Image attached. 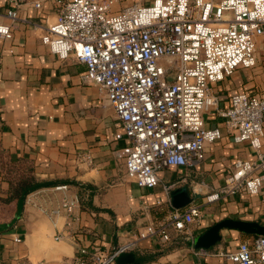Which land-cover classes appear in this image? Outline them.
<instances>
[{"label":"crops","instance_id":"1","mask_svg":"<svg viewBox=\"0 0 264 264\" xmlns=\"http://www.w3.org/2000/svg\"><path fill=\"white\" fill-rule=\"evenodd\" d=\"M152 1L124 0L113 11ZM36 2H42L40 8L34 7ZM7 8L8 3L0 0L4 24L9 23ZM56 18L53 3L23 0L12 38H0V225L15 217L17 190L24 183L31 179L69 182L66 191L57 190L64 186L58 184L25 197L13 228L0 233V264H73L81 248L111 254L119 245L134 241L146 226L166 221L176 210L171 193L182 187L195 197L192 203L202 207L201 225H190L189 235L171 231L172 241L167 244L158 238L139 240L128 252L134 256L133 264H231L218 254L237 250L239 243L252 236L222 230L221 239L210 248L194 247L193 242L225 219L264 225L259 197L236 195L206 202V194L218 190L237 159H254L252 149L234 143L222 128L223 137L208 147L206 161L161 170L158 184L151 189L129 182L121 151L124 142L116 140L115 112L102 104L96 85L82 79L85 65L74 55L60 60L42 43ZM245 80V72L236 71L212 86L221 107H227L235 93L254 91L243 84ZM216 124L214 119L207 121L208 127ZM262 143L264 151V139ZM196 188L202 189L198 196L193 193ZM66 195L78 201L75 214L79 220L70 226L63 213L50 217L40 210L56 207ZM58 234L66 237L56 241ZM17 236L21 243L14 242ZM201 250L206 254L201 255Z\"/></svg>","mask_w":264,"mask_h":264},{"label":"built area","instance_id":"2","mask_svg":"<svg viewBox=\"0 0 264 264\" xmlns=\"http://www.w3.org/2000/svg\"><path fill=\"white\" fill-rule=\"evenodd\" d=\"M5 1L9 23L0 22V38L10 40L23 0ZM42 1L57 9L42 43L60 60L74 55L85 65L82 79L96 85L102 104L115 112L116 140L124 142L128 180L151 189L161 170L206 161L208 147L222 139L224 128L234 143L252 149L254 159H237L218 190L206 194L207 204L246 195L259 197L264 205V94L235 93L228 106L221 107L212 87L240 69L257 66L258 39H264V0H153L120 11H113L118 0ZM214 116L222 122L208 127ZM57 190L66 191L67 186ZM201 191L196 188L193 193L198 196ZM77 207V199L66 195L56 207L40 210L50 217L63 213L70 226L79 220ZM203 218L202 207L192 203L160 225L146 226L134 241L111 254L78 249L73 264H115L139 240L170 243L171 231L189 235L190 225L200 226ZM65 237L58 234L55 240ZM14 242L22 239L17 236ZM218 255L231 264H264V237L252 236L237 250Z\"/></svg>","mask_w":264,"mask_h":264},{"label":"water","instance_id":"3","mask_svg":"<svg viewBox=\"0 0 264 264\" xmlns=\"http://www.w3.org/2000/svg\"><path fill=\"white\" fill-rule=\"evenodd\" d=\"M53 182H41L37 183L32 187L31 191L52 187ZM195 197H191L187 187H182L174 190L171 193V202L173 208L180 210L190 205L194 201ZM24 199H20L17 203V211L15 217L8 224L0 225V233L8 227H12L17 219L20 217L23 209ZM222 230H233L241 234L250 236H263L264 237V225L258 222L235 220V219H225L215 223L211 226L205 233L199 235L193 244L197 248H210L214 246L220 239V232ZM134 256L132 253H124L116 258L117 264H133Z\"/></svg>","mask_w":264,"mask_h":264},{"label":"rangeland","instance_id":"4","mask_svg":"<svg viewBox=\"0 0 264 264\" xmlns=\"http://www.w3.org/2000/svg\"><path fill=\"white\" fill-rule=\"evenodd\" d=\"M123 1L124 0H118L113 5V7L114 6H120V4ZM257 46H258L257 52L259 55L257 66L253 69H241L238 71L245 72L247 80H245V82L243 84L249 85V87H251L255 93L264 94V39L263 38L258 39V45ZM214 120H216L215 122H217V123L222 122V120H218L217 116H214ZM126 179H127V177H126ZM128 181L131 182L130 180H128Z\"/></svg>","mask_w":264,"mask_h":264},{"label":"trees","instance_id":"5","mask_svg":"<svg viewBox=\"0 0 264 264\" xmlns=\"http://www.w3.org/2000/svg\"><path fill=\"white\" fill-rule=\"evenodd\" d=\"M68 181H61V182H55L54 185L57 186L58 184H68ZM37 184V182L33 179H31V181L29 183H24L18 190H17V198L18 201L20 199H25V197L30 194L32 191V187H34ZM13 227H8L6 229H4L3 231H7L12 229Z\"/></svg>","mask_w":264,"mask_h":264}]
</instances>
